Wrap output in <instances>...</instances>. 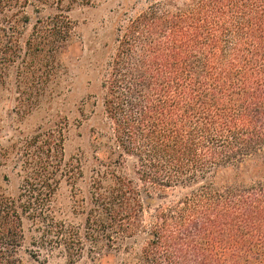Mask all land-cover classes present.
Segmentation results:
<instances>
[{
    "label": "trees",
    "instance_id": "1",
    "mask_svg": "<svg viewBox=\"0 0 264 264\" xmlns=\"http://www.w3.org/2000/svg\"><path fill=\"white\" fill-rule=\"evenodd\" d=\"M93 3L0 0V84L20 104L60 77L69 14ZM102 46L76 125L88 122L89 153L66 157L60 124L0 143V264L40 248L264 264V0H125ZM63 182L82 197L79 225L60 216Z\"/></svg>",
    "mask_w": 264,
    "mask_h": 264
},
{
    "label": "rangeland",
    "instance_id": "2",
    "mask_svg": "<svg viewBox=\"0 0 264 264\" xmlns=\"http://www.w3.org/2000/svg\"><path fill=\"white\" fill-rule=\"evenodd\" d=\"M124 1L94 0L92 5L77 7L70 12L75 28L59 55L60 77L48 83L43 95L36 100V105L31 108L23 106L13 93V84H0L2 145L60 124L65 130L66 157H70L79 148L88 150L89 153L88 122L83 121L80 126H76L79 107L87 94L97 89L98 79L95 72L91 71L92 62L102 57V45L107 40L112 23ZM238 173L239 178L248 180L251 175L250 163H245ZM74 192V188L63 182L58 192L57 205L62 218L79 225L83 218L77 210V201L81 202L82 197ZM40 251L38 259L22 254V264H94L85 252L80 258L70 261L62 248L52 251L40 248Z\"/></svg>",
    "mask_w": 264,
    "mask_h": 264
}]
</instances>
